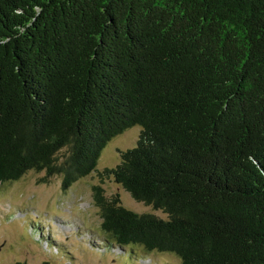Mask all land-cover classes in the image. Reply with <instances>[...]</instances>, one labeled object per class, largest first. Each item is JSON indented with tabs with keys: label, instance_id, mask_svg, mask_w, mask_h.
Here are the masks:
<instances>
[{
	"label": "trees",
	"instance_id": "obj_1",
	"mask_svg": "<svg viewBox=\"0 0 264 264\" xmlns=\"http://www.w3.org/2000/svg\"><path fill=\"white\" fill-rule=\"evenodd\" d=\"M30 170L63 191L96 171L159 211L91 187L133 255L264 264V0H0V184Z\"/></svg>",
	"mask_w": 264,
	"mask_h": 264
},
{
	"label": "rangeland",
	"instance_id": "obj_2",
	"mask_svg": "<svg viewBox=\"0 0 264 264\" xmlns=\"http://www.w3.org/2000/svg\"><path fill=\"white\" fill-rule=\"evenodd\" d=\"M139 133L140 126L134 125L108 141L96 169L116 166L118 152L134 146ZM95 184L108 197L118 194L122 205L131 210L160 215L134 200L111 178L100 179L96 171L63 191L59 176L30 170L0 184V264H180L167 252L138 251L136 256L105 242L91 193Z\"/></svg>",
	"mask_w": 264,
	"mask_h": 264
}]
</instances>
